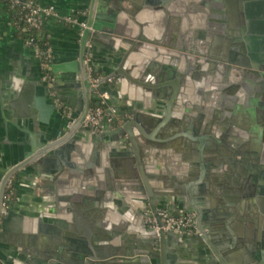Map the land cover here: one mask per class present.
<instances>
[{
    "label": "water",
    "instance_id": "1",
    "mask_svg": "<svg viewBox=\"0 0 264 264\" xmlns=\"http://www.w3.org/2000/svg\"><path fill=\"white\" fill-rule=\"evenodd\" d=\"M103 2H109L111 6L118 8L122 1L90 0L88 10L81 19L85 25L75 27L78 39L76 59L61 65L51 63L54 70L58 66L62 69H74L75 79L70 85L76 91L70 98L64 99L56 93L53 75L52 79L43 80L51 101L49 108H54L52 100L57 98L58 102H64L60 110L65 106L70 114H64L61 125L38 130L29 139L22 141V149L15 151L12 160L4 163L0 169V239L14 217L19 216L14 209L13 191L10 198H6L5 194L10 185L15 186L16 180L26 168H52L56 172V180L57 174L62 172L58 157L74 155L80 150L79 143L89 141L87 136L101 139L108 134L115 140V144L120 145V152L125 156L129 182L127 189L130 192L128 197L133 203L134 215L138 217V226L128 238L123 236L114 240L97 231L93 239L79 240L78 246L63 243L65 249H62L53 245L48 251L17 254L10 261L0 257V264H165V256L170 251L179 260L177 250L186 233L162 227L156 230L145 221L147 215H154L157 224L161 226L159 210H165L171 215L183 210L196 211L202 233L195 234L194 239L201 244H205L213 229L216 232L215 227H207L201 221L204 216L203 207L194 195L191 194L189 198L183 189L178 192H160L155 188L163 187L165 181L179 176L182 178L181 184L189 183L193 190L196 187L194 183L202 176L203 182L200 184L207 195L210 186L204 181L206 175H201L197 165H190L185 157H181L176 164V175L166 176L161 171L144 175L142 172L145 164L149 163L145 160L151 149L150 138L156 131L163 129L169 108L166 109L165 119L155 123L151 133L146 131L148 128L144 122L148 116L137 110L138 105L134 101H127L124 111L116 113L117 115L110 114L112 127L103 126L98 131L83 124L88 108L98 104L94 100L91 86V77L97 74L88 71V66L92 65L89 44L93 42L102 43L118 54L119 66L114 69L117 79L121 68H126L129 72L128 80L133 87L141 85L149 92L156 89L157 95L167 97V107L174 99L179 102L183 107H179L180 116L184 115L181 111L186 110L187 96L192 97L196 108L200 101H204L205 113L199 114L204 125L208 126V138L199 137L196 151L208 149L211 157L209 164L214 173L237 167L244 168L247 174L256 172L254 179L248 176L249 179L244 181L239 190H235L242 196L239 212L244 219L249 220L251 217L253 196L256 194L260 200L264 199V11L260 16L258 12V16L254 13L256 17L251 18L252 9L260 5L264 8V0H193L192 6L197 12L193 18V26L179 31L180 44L177 45L164 38L146 36L141 30L131 27L129 22L120 20L113 9L105 8L107 11H101L100 5H104ZM254 23H258V30L252 28ZM150 59L153 60L150 61L151 66L146 65ZM101 76L96 88L107 91L105 84L108 83L106 77L109 75ZM166 86H171V90L165 94L163 92ZM107 93L109 97L110 93ZM41 99L37 98L36 104L42 105L44 97ZM216 105H220L221 110H216ZM256 121L261 126L255 125ZM224 136L230 137L231 142H225ZM166 138L165 136L162 140ZM99 147V142L93 145V152L94 148ZM149 164L156 168L155 163ZM256 176L259 177L257 181ZM152 181L156 186L150 185ZM220 181L224 185H230L233 190L232 182L226 174L221 175ZM100 193L101 191H97L94 196V210L97 214L101 212L100 205H96ZM212 211L215 215L212 222L215 226L219 225L221 230L224 222L231 220L236 213L234 208L221 202ZM97 224L98 221L96 227ZM260 225L263 229L264 222L259 223V227ZM204 228H208L209 233ZM246 231L251 234L250 229L246 228ZM222 234V243H216L220 247L218 253L221 258H213L216 263L234 264L228 250L235 253L232 248L237 250L239 247H236L234 238L228 236L227 230ZM258 234V231L252 230L251 236H248L251 241H246L244 247L240 246L239 252H250V246L253 241L256 242ZM211 236L210 239L214 241ZM246 263L252 264L253 261L248 260Z\"/></svg>",
    "mask_w": 264,
    "mask_h": 264
},
{
    "label": "crops",
    "instance_id": "2",
    "mask_svg": "<svg viewBox=\"0 0 264 264\" xmlns=\"http://www.w3.org/2000/svg\"><path fill=\"white\" fill-rule=\"evenodd\" d=\"M36 1L41 4H52L62 14L77 12L80 19L86 14L90 2V0ZM192 1L120 0L118 8L111 6L109 2H103L100 10L113 9L120 20L129 22L131 27L141 30L146 36L164 38L177 45L180 44L179 31L191 29L193 26V18L197 12L192 6ZM261 6L252 9V19L256 17L254 13L262 15L264 8ZM133 10L135 11L132 13ZM75 27L55 17L45 20L42 33L51 47L52 63L61 65L76 59L78 39ZM252 28L258 30L260 27L258 23L257 25L254 23ZM22 31L23 29L12 21L7 11H0V169L4 163L12 160L15 151L23 147L20 146L22 141L29 139L38 130H47L61 125L64 121V113L60 110L63 101L58 102L56 98L52 100L54 108H49L51 101L43 83L44 72L33 48L24 42ZM89 45L92 61V65L88 66L89 73L93 72L100 76L106 74L111 77L105 84V89L110 93L106 101L110 114L117 115L116 113L124 111L123 107H126L124 105L127 101H134L138 105L137 110L148 116L144 122L148 128L146 131L151 133L155 123L165 119L166 109L169 108L163 129L156 131L150 138L151 149L147 155L145 154V161L155 163L156 168H152L149 163L145 164L142 168L143 174L161 171L166 176L176 175V164L179 158L185 157L188 164L197 165L201 175H206L204 181L210 186L206 195L203 185L200 184L203 182L200 176L194 183L196 187L192 192L189 183L181 184L182 178L178 176L165 181L163 187H155L159 189L156 191L160 192L163 190L178 192L183 189L189 198L191 194L194 195L199 205L203 207L204 216L201 217V221L207 227L216 228V232L212 228V234L208 232V228H204L214 239L212 241L208 235L205 244L196 241L194 235L186 234L177 250L179 260L175 259L170 251L166 254L164 263L223 264L219 261L216 263L213 258H221L218 253L220 247L216 243H222V232L227 230L228 236L233 237L236 247L240 248L246 246V241H251L248 236H251L253 230L259 234L256 242H252L250 252L240 253L239 248L236 250L234 247L232 249L236 252L228 250V254L234 264H247L248 260L253 261L252 264H264V228L262 229V225L259 227V223L264 222V199L260 200L255 194L252 199L251 217L249 220L244 219L239 212L242 196L235 191L239 190L248 176L254 179L256 172L247 174L244 168L237 167L214 173L209 164L211 157L208 149L196 151L195 146L199 137L208 138V126L204 125L199 114L205 113L206 103L200 101L196 108L192 97L187 96L186 110L181 111L184 115L180 116L179 107L182 106L179 102H175L174 99L167 107V97H163L162 93L161 96L157 95L156 89L149 92L141 85L133 87L128 80L129 72L126 68H121L117 79L114 69L119 66L118 54L99 42ZM150 61L153 60H148L146 65L151 66ZM74 72V69L66 67L62 69L58 66L56 70L51 67L56 93L64 99L70 98L76 91L70 85L75 79ZM169 90L171 86H166L163 93H169ZM39 97L40 99L44 97L42 105L36 104ZM216 110L220 109L217 107ZM102 124L109 128L111 119L105 116ZM255 125L261 126L257 121ZM165 136L166 140H162ZM87 138L89 141L79 143L80 150L74 155L58 157L62 172L57 174L56 180L54 179L56 172L52 168L35 170L28 167L16 180L15 186L11 185L15 197L14 209L20 217H14L0 239V257L10 261L13 257L15 259L17 254L48 251L53 245H58L62 249H65L63 243L78 246L79 240H91L97 231L118 240L123 236L128 238L136 230L138 217L134 215V206L128 197L130 193L127 189L128 168L125 156L120 152V145L115 144L110 134L101 139L89 136ZM223 139L227 143L231 142L228 136H224ZM98 142L100 147L94 148L93 152L92 146ZM220 173L227 175L234 192L230 185L221 183ZM258 179L256 176V181ZM154 183L152 181L150 185L156 186ZM97 191H101L96 204L100 205L99 214L94 210V196ZM85 196L90 198L84 199ZM218 202L234 208L236 212L231 220L224 222L222 230L219 229V225L215 226L212 222L215 219L212 210ZM246 228L250 229V235Z\"/></svg>",
    "mask_w": 264,
    "mask_h": 264
},
{
    "label": "built area",
    "instance_id": "3",
    "mask_svg": "<svg viewBox=\"0 0 264 264\" xmlns=\"http://www.w3.org/2000/svg\"><path fill=\"white\" fill-rule=\"evenodd\" d=\"M8 3L9 8H17L20 17L24 22L23 30L31 27L34 29H41L45 20L48 18L55 17L61 20L63 23L72 26H84L85 22L82 21L78 15L73 12L70 13H59L54 5L52 4H41L36 0H5ZM13 21V20H12ZM14 22V21H13ZM15 23V22H14ZM24 42L33 48L35 55L38 57L40 66L43 70L45 78L52 79L51 74V63H52V51L48 44V41L41 43L33 34H28L24 37ZM102 76L96 75L91 77L92 91L94 92V100L98 104H93L88 108V111L83 117V124L89 126L95 130H101L103 124L102 119L105 116L110 118V108L106 101L108 98L107 91L98 90L97 81ZM106 80H111L110 76L106 77ZM61 110L64 114L69 115L70 110L62 106ZM12 193L11 185L8 187V191L5 194L6 198H9ZM149 211V210H148ZM158 213L161 215L162 224L159 226L156 222L154 215H147L145 221L148 225L154 227L156 230L159 227L163 229H172L178 232H184L186 234H201L202 229L198 225V215L196 211H181L177 214L171 215L165 210H159Z\"/></svg>",
    "mask_w": 264,
    "mask_h": 264
},
{
    "label": "trees",
    "instance_id": "4",
    "mask_svg": "<svg viewBox=\"0 0 264 264\" xmlns=\"http://www.w3.org/2000/svg\"><path fill=\"white\" fill-rule=\"evenodd\" d=\"M5 10L9 13L11 16V19L20 27L23 29L24 22L22 18L20 17V14L18 13L17 8H9L8 3L5 0H0V11ZM75 15H78L77 12H74ZM22 34L24 37H26L28 34H33L41 43L46 41V37L42 33V28L41 29H34V28H27L22 31Z\"/></svg>",
    "mask_w": 264,
    "mask_h": 264
},
{
    "label": "flooded vegetation",
    "instance_id": "5",
    "mask_svg": "<svg viewBox=\"0 0 264 264\" xmlns=\"http://www.w3.org/2000/svg\"><path fill=\"white\" fill-rule=\"evenodd\" d=\"M222 41V40H221ZM242 88V87H241ZM218 107V109H220L221 110V106L220 105H216V107L215 108H217ZM212 110V109H211ZM10 198V197H9Z\"/></svg>",
    "mask_w": 264,
    "mask_h": 264
}]
</instances>
